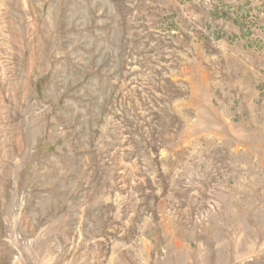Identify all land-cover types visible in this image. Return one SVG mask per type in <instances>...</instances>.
Returning <instances> with one entry per match:
<instances>
[{
  "label": "rangeland",
  "instance_id": "1",
  "mask_svg": "<svg viewBox=\"0 0 264 264\" xmlns=\"http://www.w3.org/2000/svg\"><path fill=\"white\" fill-rule=\"evenodd\" d=\"M0 264H264V0H0Z\"/></svg>",
  "mask_w": 264,
  "mask_h": 264
}]
</instances>
